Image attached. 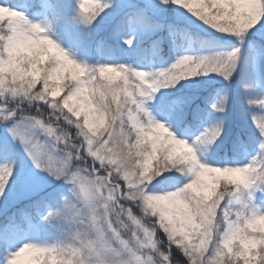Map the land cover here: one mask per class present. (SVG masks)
I'll use <instances>...</instances> for the list:
<instances>
[{
  "label": "snow or ice",
  "instance_id": "obj_1",
  "mask_svg": "<svg viewBox=\"0 0 264 264\" xmlns=\"http://www.w3.org/2000/svg\"><path fill=\"white\" fill-rule=\"evenodd\" d=\"M38 7L36 0L0 2V204L21 194L15 181L27 169L22 194L47 210L45 220L62 209L68 214L67 190L78 184L84 218L102 214L104 251L128 255L129 264H151L145 250L158 253L162 264H264V115H255L264 113L256 75L264 64V0H70L57 6L89 37L104 25L129 48L155 36L157 49L166 42L183 51L168 67L150 71L116 59L74 58L53 39L48 21L32 18ZM197 23L220 34L212 42L217 50L182 48ZM238 70L247 108L233 133ZM213 73L227 83L192 79L214 81ZM188 80L205 85L203 92L162 91L185 88L181 81ZM224 143L232 162L219 151ZM189 147L195 160L186 155ZM209 148L212 163L201 159ZM245 153L251 158L238 162ZM149 172L158 174L137 185ZM38 174L59 186L49 190V180ZM117 202L118 219L110 207ZM58 225L55 242H23L13 251L15 236L0 234V264H84V242ZM161 233L168 245L163 251Z\"/></svg>",
  "mask_w": 264,
  "mask_h": 264
},
{
  "label": "rangeland",
  "instance_id": "obj_2",
  "mask_svg": "<svg viewBox=\"0 0 264 264\" xmlns=\"http://www.w3.org/2000/svg\"><path fill=\"white\" fill-rule=\"evenodd\" d=\"M0 2H5V0H0ZM7 3L15 4L16 1L6 0ZM36 2L40 5L39 11L31 12V16L35 20L40 21H48L51 28V35L53 39H55L58 43L61 44L62 47L65 48L74 58L80 59L81 61H87L89 63H96L98 61L103 62L109 59H116L119 61H127L131 62L137 66L143 67L147 70L154 69L155 66H161L162 63L159 64V60L156 57L158 53V49L154 46L152 48V57H149L147 61L141 59L137 56L138 45L134 48H129L123 41H113L116 42V45H113V48L107 49V46L100 44V41H105L108 44V39L111 38V30L108 26L98 25L92 30V36L89 37L87 35V30L85 26L79 24L75 20L69 23L64 17L55 18L51 17L50 11L53 9L54 4L52 0H36ZM70 0H62V4L69 3ZM74 2V0H72ZM199 28H204L197 23ZM109 29L108 31H106ZM103 34V36H100ZM97 37V38H96ZM96 38V45L93 50L95 51V55L92 53V49L90 50V46L92 45V40ZM156 39V38H155ZM183 49H187L191 54H197L199 51L198 45L196 44L194 38L187 39L186 42L182 44ZM217 49H209L207 52H211ZM176 54H184L181 52H174V56ZM260 65L257 67V79L259 85L261 86V78H260ZM240 71L238 70L233 77L232 82V103L236 104V90L238 88H242L241 83V74L240 78L236 79V75H238ZM212 77H215L214 81H211L213 84L219 83L226 84L227 82L223 81L222 77L217 76L215 73L211 74ZM210 80V77H209ZM217 86V87H220ZM63 94V93H62ZM240 102V101H238ZM234 105V104H233ZM235 105L233 109H235ZM237 111V110H236ZM238 112V111H237ZM236 112V113H237ZM233 113L231 115L232 119H238L241 115ZM70 132L75 134L76 129L74 127H70L68 129ZM0 135H3V130L0 129ZM18 147V146H17ZM255 147V146H253ZM252 153L242 154L238 160V162L246 163L251 158ZM224 158L229 162H232L233 157L232 154H225ZM202 161H206L208 163L213 162L212 150H209L201 156ZM41 178H47L50 182L49 190H52L59 186V181H51L50 177H46V174H38ZM30 176L25 169L21 175L15 181V189L16 192L21 193L20 195L9 197L7 201L3 204H0V234H12L15 236V240L13 241V246L9 249L10 251L15 250V246L19 243L33 241L38 243H53L55 240L53 237L57 235L59 232L58 222L45 220L44 217L47 215L46 209H36L32 206V199L29 198L22 193L24 192L27 181ZM25 202L31 203V208L22 207ZM21 206V207H19ZM20 214V216L18 215ZM139 214V213H137ZM19 218V222L16 219ZM160 237V236H159ZM163 241V239L161 240ZM164 250H167L168 245L167 242H163ZM182 255V253H180Z\"/></svg>",
  "mask_w": 264,
  "mask_h": 264
},
{
  "label": "trees",
  "instance_id": "obj_3",
  "mask_svg": "<svg viewBox=\"0 0 264 264\" xmlns=\"http://www.w3.org/2000/svg\"><path fill=\"white\" fill-rule=\"evenodd\" d=\"M9 1H15V0H9ZM53 1V4H54V7L53 9L50 11V15L51 17H54L55 18H58V17H63L60 12L57 10V6L62 4V0H52ZM40 10V7L38 8H35L32 10L33 11H39ZM198 24H193L191 25V31L192 33L194 34L193 38L196 42V44L198 45V48H199V51L197 52V54H202V53H206L207 50L209 49H216L214 48L213 46V41L216 40V37L220 34H214V30L212 29H209L207 28V26H203L204 28H199L197 26ZM109 29H107L106 31H108ZM161 36L164 35V33H161L160 34ZM100 36H103V34H100ZM111 38L108 39V42L110 44H113V45H116L117 43L113 41V37L110 36ZM97 38V37H96ZM96 38H94L91 42V46H90V50L92 49V53L95 55V51L93 50V45L96 43ZM155 36L153 37H141L139 40H138V49H137V56L140 57L141 59L147 61L149 57H152V48L154 47L153 45V41L155 40ZM187 39L183 40L182 41V44L184 42H186ZM136 45V46H137ZM108 48V47H107ZM174 52L175 50L172 49V47L168 44V43H161L160 46H159V49H158V53L156 54V57L158 58L159 60V64L162 63L161 66H155L154 68H161V67H168L172 62H174L175 58L177 55L179 54H176L174 56ZM80 60V59H78ZM81 61V60H80ZM259 71H260V78H261V83H262V87L260 86L261 89H264V64H261L260 67H259ZM240 74L239 73L238 75H236V79L240 78ZM194 80H199V81H204V82H209V83H212L210 80H209V76H198V77H195V78H192ZM181 84H184V85H187V87L185 88H181L180 85H177L176 88H171V89H162V91H166V92H169V93H172L173 95H176V96H181V95H185V94H192V93H196V92H203L204 90V87L205 85H195L193 84L190 80L188 81H181ZM215 87L217 86H220L219 83L217 84H214ZM236 104L235 103H232L231 104V115L233 113H237L238 115H241L242 112L245 111V109L247 108V105H246V102H245V97H244V91L241 89V88H238L236 90ZM206 95V93H205ZM240 101V102H238ZM236 106L235 109H233V106L234 105ZM237 110V111H236ZM255 115L257 116H261V115H264V113H260V112H257L255 113ZM242 121L240 118L238 119H232V124L230 126V132H233L235 130H238L240 128V125H241ZM231 138V136H230ZM218 144H220V141L217 142ZM212 147H215V146H212ZM221 155H225V154H228V155H231L232 153L230 152V144L229 143H224V144H221V147L219 149ZM24 206H29V205H24ZM21 207V206H19ZM61 235L60 233V230L59 232L57 233V235H55L53 237V239L56 241V239ZM161 240L163 239L162 244L163 242H167L166 240V236L164 234H160V237H159ZM164 250V248H163ZM174 264H177L176 261H174Z\"/></svg>",
  "mask_w": 264,
  "mask_h": 264
},
{
  "label": "clouds",
  "instance_id": "obj_4",
  "mask_svg": "<svg viewBox=\"0 0 264 264\" xmlns=\"http://www.w3.org/2000/svg\"><path fill=\"white\" fill-rule=\"evenodd\" d=\"M186 155H188L192 160L196 159V152L192 148H188ZM158 173H141V177L137 178V185L143 184V180H151L155 178ZM71 178H69L70 180ZM147 187V185H144ZM68 214L56 216L51 218V221L60 223L65 228V233L68 236H73L78 241L84 242V264H129L130 257L126 254L117 255L115 253H106L101 242V231L103 227V222L101 219L102 214L97 213V219L95 221L84 218V213L80 211L82 205L78 203L79 200V185H74L68 188ZM136 192L143 193V188L137 187ZM103 202H99V206L102 207ZM111 211L119 218V203L110 206ZM79 213V215L77 214ZM201 219L205 222L207 217L201 216ZM94 245V249L92 247ZM163 251V249H160ZM98 253V254H97ZM145 256H151V264H162L158 253H153L145 250Z\"/></svg>",
  "mask_w": 264,
  "mask_h": 264
}]
</instances>
